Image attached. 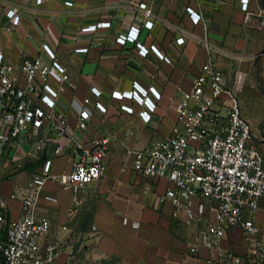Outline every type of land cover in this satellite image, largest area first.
Returning <instances> with one entry per match:
<instances>
[{
    "label": "crops",
    "instance_id": "1",
    "mask_svg": "<svg viewBox=\"0 0 264 264\" xmlns=\"http://www.w3.org/2000/svg\"><path fill=\"white\" fill-rule=\"evenodd\" d=\"M67 1L0 0V49L6 57L18 65L25 58L45 56L43 46L48 44L74 79L61 100L71 132L87 145L109 139L106 173L79 194L77 206L70 189L47 183L37 210L51 222L43 249L62 246L53 264H207V250L199 257L188 253V244L198 239L201 227L189 221L185 212L175 216L171 201H161L173 185L167 179L147 183L135 171L131 152L170 136L178 118V97L191 90L208 61V51L201 43L207 33L210 55L224 72L227 85L241 79L242 112L252 128V143L264 158V0H249L247 11L241 0H72L73 7L67 6ZM142 3L152 9L151 29L145 27ZM10 8H17L21 15L16 27L6 15ZM188 8L201 16L199 24L193 22ZM100 22L111 26L82 32V28ZM8 26L11 31L4 29ZM133 27L140 29L137 41L119 44L117 38ZM181 36L186 41L179 45ZM137 43L148 49L156 46L169 60L152 51L141 56ZM80 47L88 48L87 52L77 53L75 49ZM136 82L148 90L154 87L160 94L159 99L149 94L156 103L150 122L140 116L143 106L123 98ZM92 87L103 92L101 101L108 110L95 113L88 129L81 132L71 104L73 99L87 97ZM122 105L133 107V113ZM63 143L69 145L67 140ZM53 148L50 145L45 154L51 157ZM42 160L36 152L18 158L12 150L5 152L0 193L17 196L9 200V219L21 217L20 199L33 174L40 171ZM77 161L69 146L54 160L52 171L61 174ZM46 196L57 201L46 200ZM205 203L195 199L192 210L208 216ZM256 225L264 241V198ZM223 248L246 254L243 231H229ZM220 262L226 264V258L221 257Z\"/></svg>",
    "mask_w": 264,
    "mask_h": 264
},
{
    "label": "built area",
    "instance_id": "2",
    "mask_svg": "<svg viewBox=\"0 0 264 264\" xmlns=\"http://www.w3.org/2000/svg\"><path fill=\"white\" fill-rule=\"evenodd\" d=\"M42 0H37L40 4ZM247 11L249 0H241ZM66 5L73 7L69 0ZM146 22L151 29L153 15L147 3L140 4ZM195 24L201 16L188 8ZM7 17L12 27L20 25L21 15L17 8H10ZM110 22H100L82 28V32H94L109 28ZM12 27H4L11 31ZM139 28H131L128 34L117 38L119 44L135 42ZM185 36L177 39L184 44ZM208 51V61L202 73L195 79L187 93L177 102V122L170 136L158 140L143 150H133L134 169L147 183L167 179L173 186L168 188L161 201L169 200L175 207V216L185 212L189 221H196L200 228L198 239L188 244V253L199 257L208 251L207 264H264V241L256 225V215L264 198V158L252 143L250 123L244 117L240 93L242 82L236 78L231 86L225 82L224 72L210 55L208 34L201 38ZM139 54L146 57L150 51L166 58L156 46L150 49L137 43ZM45 56L25 58L20 64L10 61L0 49V182L5 176L4 154L8 150L19 156L31 157L35 152L43 156L40 171L33 174L22 196V215L9 219V200L17 199L0 193V264H53L62 252L60 244L45 249L42 241L47 236L51 222L38 215V206L48 182L73 192L74 206L79 204V194L92 182L98 181L107 170L109 139L100 138L87 145L70 130L67 111L61 100L73 85L68 68L57 58L48 44H44ZM88 48H76L85 53ZM159 99L154 87L149 90L139 83L123 98L135 100L144 107L140 116L144 122L152 120L156 103L149 94ZM103 92L92 87L82 101L73 99L72 108L77 115V128L85 132L95 113L106 114L107 107L101 101ZM123 110L134 109L122 105ZM69 145H65L66 141ZM54 145L52 156L45 154ZM72 147L78 161L70 170L61 174L52 171L54 160ZM22 154V155H21ZM46 200L56 202L52 196ZM195 199L205 201L208 216L192 210ZM75 211V208L72 209ZM241 229L248 252L237 254L223 248L228 232ZM97 231L96 227H93Z\"/></svg>",
    "mask_w": 264,
    "mask_h": 264
},
{
    "label": "rangeland",
    "instance_id": "3",
    "mask_svg": "<svg viewBox=\"0 0 264 264\" xmlns=\"http://www.w3.org/2000/svg\"><path fill=\"white\" fill-rule=\"evenodd\" d=\"M53 172H54V171H53ZM20 174H21V173H19L18 175H20ZM11 180H12V181H16V177L11 178ZM19 181H21V180H19ZM18 189H19V188L16 189V193H17V194H18ZM3 191H4V193H5V191H6V187H5V186H3Z\"/></svg>",
    "mask_w": 264,
    "mask_h": 264
}]
</instances>
